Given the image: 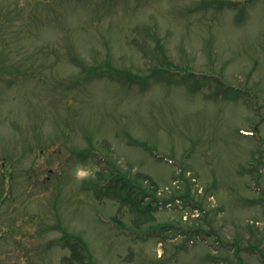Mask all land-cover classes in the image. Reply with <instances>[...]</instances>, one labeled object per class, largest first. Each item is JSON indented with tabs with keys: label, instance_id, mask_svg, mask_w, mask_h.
<instances>
[{
	"label": "rangeland",
	"instance_id": "374dc122",
	"mask_svg": "<svg viewBox=\"0 0 264 264\" xmlns=\"http://www.w3.org/2000/svg\"><path fill=\"white\" fill-rule=\"evenodd\" d=\"M208 1L0 0V264H264V0Z\"/></svg>",
	"mask_w": 264,
	"mask_h": 264
},
{
	"label": "trees",
	"instance_id": "16d2710c",
	"mask_svg": "<svg viewBox=\"0 0 264 264\" xmlns=\"http://www.w3.org/2000/svg\"><path fill=\"white\" fill-rule=\"evenodd\" d=\"M217 1H208L207 3H214L218 2ZM231 4V3H230ZM163 63L157 64L153 69L154 73H160V72H168V65ZM117 74H120V72H116ZM191 75H196L193 73H189ZM136 79V78H132ZM200 82V80H197V83ZM122 174V173H121ZM121 174H118L116 177H112L111 180L108 182L107 185V190L104 192V188H101L100 192L103 195H117L119 197H122L123 201H127L129 203H132L134 206H136L138 210L144 212V204L142 203V199H137L135 198V194H139L141 191L139 190L140 188L137 186L136 182L134 180H127L125 177H122ZM123 179L127 180L123 182ZM119 189L122 191H125L124 193H119ZM145 189H143L144 191ZM103 191V192H102ZM155 200H159V196L157 195V191L154 192H149ZM100 195V193H98ZM188 195V194H187ZM135 208V207H134ZM146 209H153L152 203L149 202L147 204ZM148 211V210H147ZM143 216V214H141ZM63 240L61 241L64 243L63 245H70V242L75 241V245L71 247L70 245V254L73 256V258H69L70 256H66L64 261H67V264H94L92 255H90L88 251V246L86 243L77 235H71L69 232H64V235L62 236ZM72 240V241H71ZM87 253V254H86Z\"/></svg>",
	"mask_w": 264,
	"mask_h": 264
},
{
	"label": "clouds",
	"instance_id": "9594fccd",
	"mask_svg": "<svg viewBox=\"0 0 264 264\" xmlns=\"http://www.w3.org/2000/svg\"><path fill=\"white\" fill-rule=\"evenodd\" d=\"M98 171L99 168L97 166L79 165L74 170V175L77 180L83 181L93 178Z\"/></svg>",
	"mask_w": 264,
	"mask_h": 264
}]
</instances>
